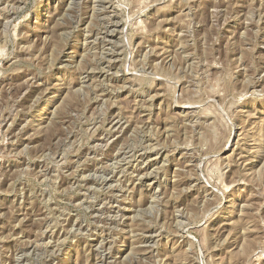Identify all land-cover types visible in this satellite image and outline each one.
<instances>
[{
    "label": "rangeland",
    "instance_id": "rangeland-1",
    "mask_svg": "<svg viewBox=\"0 0 264 264\" xmlns=\"http://www.w3.org/2000/svg\"><path fill=\"white\" fill-rule=\"evenodd\" d=\"M0 264H264V0H0Z\"/></svg>",
    "mask_w": 264,
    "mask_h": 264
}]
</instances>
